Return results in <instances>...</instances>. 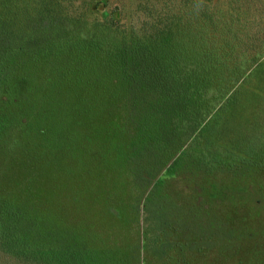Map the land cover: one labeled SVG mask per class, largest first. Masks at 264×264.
Listing matches in <instances>:
<instances>
[{
  "label": "rangeland",
  "instance_id": "rangeland-1",
  "mask_svg": "<svg viewBox=\"0 0 264 264\" xmlns=\"http://www.w3.org/2000/svg\"><path fill=\"white\" fill-rule=\"evenodd\" d=\"M144 6L172 20L168 32L149 38L156 52L178 48L186 29L176 18L201 10L205 60L216 55L225 64L213 0L0 2V205L49 198L64 220L85 223L99 238L95 245L33 239L36 224L19 241L0 239V264H54L55 250L96 249L111 264H264V165L205 174L170 158L159 180L172 225L142 212L147 187L136 190L128 162L124 69L105 77L91 65H127L129 50L108 58L103 41L112 31L131 41ZM76 50L81 55H67Z\"/></svg>",
  "mask_w": 264,
  "mask_h": 264
},
{
  "label": "trees",
  "instance_id": "trees-1",
  "mask_svg": "<svg viewBox=\"0 0 264 264\" xmlns=\"http://www.w3.org/2000/svg\"><path fill=\"white\" fill-rule=\"evenodd\" d=\"M140 9L145 15L141 28H132L131 41L117 31L103 33L108 39L103 41L105 56L127 48V65L118 68L113 62L96 61L91 66L92 70L98 67L105 77L124 69V107L132 128L128 139L133 150L128 162L136 190L147 187L142 212L165 228L172 225L173 215L166 207L159 178L168 159L176 158V165H192L191 170L205 174L218 167L264 165V0H213L225 64L213 54L209 55L211 61L205 60L210 45L200 8L197 17L187 12L183 18H176L186 33L177 38L178 48L171 51L167 46L160 52L155 51L149 38L157 39L168 32L172 20L155 18L149 6ZM79 53L76 50L67 55ZM75 70L79 71L77 66ZM25 200L0 205L2 241H19L20 234L36 224L39 229L32 232L33 239L79 245L99 241L97 232H91L85 223L64 220L48 204L49 198L39 206ZM55 251L51 254L54 264H111L104 250H93L92 254Z\"/></svg>",
  "mask_w": 264,
  "mask_h": 264
}]
</instances>
